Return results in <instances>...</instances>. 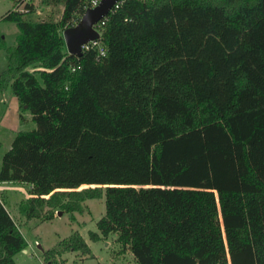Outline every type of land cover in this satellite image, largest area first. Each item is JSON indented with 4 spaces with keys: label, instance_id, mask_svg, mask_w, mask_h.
Masks as SVG:
<instances>
[{
    "label": "trees",
    "instance_id": "16d2710c",
    "mask_svg": "<svg viewBox=\"0 0 264 264\" xmlns=\"http://www.w3.org/2000/svg\"><path fill=\"white\" fill-rule=\"evenodd\" d=\"M41 1L62 5L57 22L8 12L18 33L0 40V94L35 123L0 163V182L29 186L19 214L104 196L89 240L114 234L134 264H264V0H126L99 29L104 55L80 57L62 31L88 0ZM1 206L0 264H16L27 243ZM65 252L93 256L74 232L44 261Z\"/></svg>",
    "mask_w": 264,
    "mask_h": 264
},
{
    "label": "rangeland",
    "instance_id": "374dc122",
    "mask_svg": "<svg viewBox=\"0 0 264 264\" xmlns=\"http://www.w3.org/2000/svg\"><path fill=\"white\" fill-rule=\"evenodd\" d=\"M34 10L25 20L53 21L60 19L62 5H45L41 0H32ZM13 7V0H0V40L5 47L15 43L18 33L14 22L3 19V16ZM64 49L66 50L65 46ZM5 50L0 44V73L6 68ZM32 69V68H31ZM35 128L31 114L22 111L10 87L0 94V163L2 155L11 146L14 135L19 130ZM29 186L19 182H0L1 208H6L9 218L18 225L27 245L15 255L16 264H51L45 262L43 252L56 247L59 242L78 232L90 247L93 256L84 257L79 252H65L56 258L53 264H134L132 255L126 253L111 234L106 239L93 242L89 240L88 232L97 231L96 221L104 215V196L99 199H87L83 202V211L69 213L58 212L50 221L31 219L26 221L18 212L19 203L28 198Z\"/></svg>",
    "mask_w": 264,
    "mask_h": 264
},
{
    "label": "water",
    "instance_id": "95a60500",
    "mask_svg": "<svg viewBox=\"0 0 264 264\" xmlns=\"http://www.w3.org/2000/svg\"><path fill=\"white\" fill-rule=\"evenodd\" d=\"M116 1L118 0H101L97 6L86 9L74 26L62 31V38L68 54L80 57L83 44L100 38V33L94 28V25L108 15Z\"/></svg>",
    "mask_w": 264,
    "mask_h": 264
},
{
    "label": "built area",
    "instance_id": "2783aa9c",
    "mask_svg": "<svg viewBox=\"0 0 264 264\" xmlns=\"http://www.w3.org/2000/svg\"><path fill=\"white\" fill-rule=\"evenodd\" d=\"M101 0H88V8H93L99 4ZM126 0H118L113 5L112 9L109 11L108 15L116 8H118L122 3H124ZM32 0H13V7L9 11V13H21L24 17L30 15L31 11L29 8H27V5L32 4ZM107 15V16H108ZM105 16L101 20H99L95 25L94 28L99 32L100 27L104 24V20L107 18ZM100 33V32H99ZM93 48H97L99 51V55H104L105 51L103 47L100 45L99 39L94 41H89L81 46L82 52L91 50ZM74 71V68L71 69Z\"/></svg>",
    "mask_w": 264,
    "mask_h": 264
},
{
    "label": "crops",
    "instance_id": "0c3cea01",
    "mask_svg": "<svg viewBox=\"0 0 264 264\" xmlns=\"http://www.w3.org/2000/svg\"><path fill=\"white\" fill-rule=\"evenodd\" d=\"M11 9H12V7H11ZM8 12H9V11H8ZM8 12H7V13H8ZM7 13H6V14H7ZM6 14H5V15H6ZM5 15H4V16H5ZM4 16H3V17H4ZM114 239H115V238H114ZM125 251H126V253H130V252L128 251V249H125ZM130 255H131V254H130ZM131 259H132V261L134 262L133 258H131Z\"/></svg>",
    "mask_w": 264,
    "mask_h": 264
}]
</instances>
